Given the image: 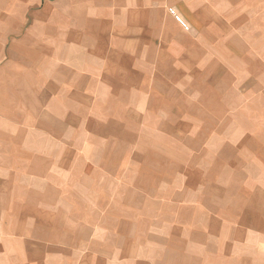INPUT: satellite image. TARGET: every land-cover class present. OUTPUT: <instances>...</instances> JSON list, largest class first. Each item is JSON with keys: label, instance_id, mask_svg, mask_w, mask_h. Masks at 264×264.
<instances>
[{"label": "rangeland", "instance_id": "374dc122", "mask_svg": "<svg viewBox=\"0 0 264 264\" xmlns=\"http://www.w3.org/2000/svg\"><path fill=\"white\" fill-rule=\"evenodd\" d=\"M189 3L188 32L178 0L43 3L57 42L11 57L0 115V264H257L264 0Z\"/></svg>", "mask_w": 264, "mask_h": 264}, {"label": "crops", "instance_id": "0c3cea01", "mask_svg": "<svg viewBox=\"0 0 264 264\" xmlns=\"http://www.w3.org/2000/svg\"><path fill=\"white\" fill-rule=\"evenodd\" d=\"M47 1L53 0H0V115L14 112L13 105L9 102L8 91V89H10V82L13 80L9 70V61L11 57L19 53H25L26 51L41 49L43 46V38L47 35H49L51 41L53 39L55 43L57 42V15L50 9L43 7V3ZM182 1L185 3H182ZM192 1L194 0H178L179 4H175L185 20L173 5L166 6V15L180 30H182L181 27L167 14V8L174 7L177 13L189 26V31H192V26L188 23L194 25L200 23L197 18L200 16L196 11L197 5L195 3H189ZM185 15L190 20L186 18ZM211 26L205 30L206 34L203 35L202 40L211 39V34H209L213 32ZM70 48H72V45H70ZM234 52L235 51L232 50L233 54H231L232 63L235 64L242 61V56L235 55ZM246 61H243L242 66L251 67V60L248 59ZM82 71L83 66L79 65L78 73H82ZM155 104L156 101H149V105ZM155 153L160 154L157 151H155ZM251 172L250 170L249 174H251ZM257 240V264H264V223H262L261 217L258 219Z\"/></svg>", "mask_w": 264, "mask_h": 264}, {"label": "built area", "instance_id": "2783aa9c", "mask_svg": "<svg viewBox=\"0 0 264 264\" xmlns=\"http://www.w3.org/2000/svg\"><path fill=\"white\" fill-rule=\"evenodd\" d=\"M167 14L181 27L183 31H189V26L182 19V17L177 13L174 7L167 8Z\"/></svg>", "mask_w": 264, "mask_h": 264}]
</instances>
